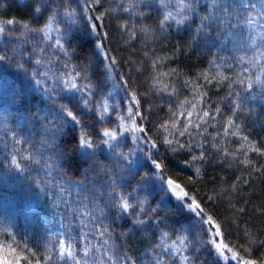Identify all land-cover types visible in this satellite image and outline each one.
Segmentation results:
<instances>
[{
  "label": "trees",
  "instance_id": "16d2710c",
  "mask_svg": "<svg viewBox=\"0 0 264 264\" xmlns=\"http://www.w3.org/2000/svg\"><path fill=\"white\" fill-rule=\"evenodd\" d=\"M133 2L136 7L130 14L119 7L121 4L127 6L128 0H102L103 7L97 6L96 11L87 13L83 11L86 0H0V26L4 28L0 32V55L8 57L0 61V204L4 205L6 212L5 218L0 222L2 247L11 260L16 257L8 245L16 248L18 254L28 255L33 259V264L35 259H41L43 264V258L47 255L44 247L47 243L44 239L46 236L40 234L41 219L36 212L40 204L46 201V195L30 179V175L35 176L37 173H19L9 165L14 147L20 148L22 154L32 150L30 143L15 145L11 132L18 131L25 136L34 131L42 132L40 124L33 120V113L54 119L57 126L62 125L63 139L69 145L81 130L99 142L102 139L98 135L100 130L116 127V113L125 114L127 90L123 86V80H127L128 87L136 91L140 109L147 117L144 123L153 139H156L158 125L170 118L169 104L178 112L177 101H184L186 97L192 99V85H186V81L203 85L205 81L201 73L211 71L215 74L220 71L230 79L213 82L203 89L210 98L208 104L212 108L220 107L222 111V115L217 117L219 123L213 122L208 127V132L213 134L208 136L210 143L205 145L209 159L203 165L200 162L189 164L186 161L191 160L192 154H199L200 149H196L195 153H189L187 149L172 152L163 145L159 147L155 158L162 162L165 177L173 179L194 196L205 212L221 224L224 235L217 238L218 242L227 244L233 251H239L243 258L264 259V244L249 245L244 236L248 232L257 241H264V169L261 168L264 165V155L253 151H247L244 155L237 151L239 138L229 137L226 143L219 142L229 151L236 152V156L221 159L217 157V149L211 144L215 131L232 116L235 123L240 125L241 134L248 136L250 143L254 142L257 147L264 148V87L254 84L248 90L246 85L232 83L241 77L250 75L254 78L259 74V64L264 63V60L252 67V63L258 58L259 41L257 45L251 44L246 25L228 28L221 23L201 30L202 17L212 11L211 0H196L193 10L186 13L182 24L170 21L163 29L160 21L168 11L175 13L177 0H165L164 5L159 0ZM36 7L41 11L35 12ZM67 7L76 9L74 20L62 15ZM109 7L116 11L105 16L103 26L98 32H94L86 17L97 15ZM257 8L259 9V0ZM54 11L60 13L57 20L64 33L63 42L69 48L70 63L87 69L89 79L80 83L90 82L94 85L93 103L89 106L83 104L81 93L57 88L50 77L47 90L43 83L38 85L35 82L36 79L43 81L44 77L35 76L34 73H41L42 68L46 67L48 74L55 73L57 69L63 70L62 64L69 60V57H65L54 46H49L54 41H46L43 34L29 32L24 27L27 23L29 28H41ZM9 19L17 23L9 25L6 23ZM125 21L129 24L127 30L121 28ZM232 23L235 24L236 21L233 20ZM145 28L148 29L147 32L142 30ZM133 32L135 35H132ZM55 35L53 33L54 37ZM100 42L103 44V51L116 58L117 63L111 68V72H114L122 84L121 93L113 87L110 69L101 56L100 47H97ZM260 50L264 51V48ZM145 52L148 53L147 56ZM241 56L246 57L244 64L238 62ZM57 57L59 63L56 62ZM157 57L164 59L153 68V60ZM248 58H251L252 63ZM37 59L42 63L36 64ZM213 61L221 65L218 70L212 67ZM243 67H247L249 71L243 73ZM172 69L176 70V74L163 77V83L174 85L175 95L170 97L168 93L152 89V77L156 72L168 73ZM237 73H240V77ZM156 87L159 88L160 85ZM102 97H108L109 104L115 106V112L106 115L104 120L99 119V112L95 107V100ZM236 103L241 105V109L233 116ZM61 105L68 106L78 116L80 124L74 125L70 118L63 116L59 109ZM62 116L63 119H60ZM64 120H68V123L65 124ZM6 132L8 135H5ZM35 139L38 143L41 136L37 135ZM181 140L183 142L184 138ZM135 147L131 139H128L123 150ZM132 159L134 164L131 170L127 167L115 169L117 184L119 190L125 193L137 189L133 193V203L136 200L146 202L143 209L135 208L129 213H121L116 208L104 209L107 218L103 220V224L112 233L109 240L111 249L118 252L121 258L126 254L136 264H158V261L161 264H180L178 256L170 255L162 247H158L160 235L168 232L170 239L167 243L171 244L177 235L187 234L189 245L184 254L189 257V264H224L222 257L218 259L213 245L208 243L209 226L202 225L199 218L188 211L184 201L177 200L160 180L141 181V176L152 169L143 153L137 151ZM245 159L250 160L251 164L241 163ZM114 163L115 157L110 150L99 145L95 157L87 159L78 156L64 163L60 175L80 180L83 179L84 170L89 169V181H99L97 173L100 169L112 168ZM34 167L29 165L30 169ZM196 167L201 168L199 177L195 176ZM39 175L45 179L52 178L46 177L44 172ZM190 177L196 182L192 183ZM104 179L107 180V177ZM242 180L245 182H241ZM138 185L141 186L138 188ZM210 195L215 199L209 200ZM107 199L105 196L100 207H104ZM152 209L156 211L153 212ZM14 240L20 243V248L13 243ZM23 244L36 252V256L32 257L30 252L23 249ZM241 245L252 247L251 254L245 253ZM225 254L230 255L227 252ZM21 264L26 262L21 261Z\"/></svg>",
  "mask_w": 264,
  "mask_h": 264
},
{
  "label": "snow or ice",
  "instance_id": "6c2138e0",
  "mask_svg": "<svg viewBox=\"0 0 264 264\" xmlns=\"http://www.w3.org/2000/svg\"><path fill=\"white\" fill-rule=\"evenodd\" d=\"M195 2L196 0H187V2L186 0H177L175 13L168 11L163 16L160 21L161 28L163 29L170 21L182 24L186 19V13L193 10V4ZM159 3L164 5L165 0H159ZM97 6L103 7L102 0H86L83 11L85 13L96 11ZM119 7L123 12L131 14L136 4L133 0H128L127 6L121 4ZM211 9L212 11L209 15L202 17L201 30L209 28L212 24L219 26L223 23L228 28L246 25L249 30L251 44L257 45L259 41V45L257 46L258 58L255 63H252L251 58H248L249 62L252 63V67H256L260 60H264V51L260 50L264 48V0H259V9L257 8V0H211ZM34 11L40 12L41 9L36 7ZM114 11L116 9L109 7L97 15H88L86 18L90 22L91 29L94 32H98L99 28L103 26L105 16ZM58 15H60L58 11L52 12L44 25L39 29L29 28L27 23L24 24V27L29 32L43 34L46 41H54V44H50L49 46H54L65 57H69V60L62 64L63 70L57 69L53 75L54 84L62 90L81 93L83 104L89 106L93 103L94 85L90 82L86 84L80 83L82 80L89 79L88 72L86 67L72 65L70 63L69 48L63 42L64 33L59 27ZM62 15L74 20L77 15L76 9L71 7L64 8ZM233 20L236 21L235 24L232 23ZM6 23L11 25L17 23V21L9 19ZM121 28L127 30L129 28L128 22L125 21L122 23ZM142 30L145 32L148 31L147 28ZM3 31L4 28L0 26V32ZM53 33L56 34L55 37ZM132 35H135V32ZM229 36H231V33H229ZM97 47L102 48V42L98 43ZM104 55L110 61L106 67L111 69L117 63L116 58L110 56L108 53H104ZM147 55L148 53L145 52V56ZM5 59H8V57L0 55V61ZM162 59L164 58L157 57L153 60L152 67L156 68ZM245 60V56L238 58L240 64H244ZM35 62L38 65L42 63L40 59H37ZM56 62H60L59 57H57ZM19 67L22 68L23 65H19ZM212 67L218 70L221 65L215 64V61H213ZM248 71L247 67L242 68L243 73H247ZM175 74V69L170 70L168 73L156 72L152 77V89L161 93H168L170 97L174 96L176 92L175 86L163 83V77ZM34 75L44 77L43 81L36 79L35 82L38 85L43 83L47 90L48 71L44 73L37 72ZM201 75L205 81L203 85L186 81V85H192L191 91L194 95L191 100L186 97L184 101H177L179 106L178 112L172 104H169L170 118L158 125L156 139H153L150 130L144 123L147 117L140 109V100L136 91L128 87V81L123 80V77L121 79L123 80V86L126 88V94L128 96L125 114L116 113L118 121L116 127L102 128L100 130L98 135L102 139L99 142L81 130L80 134L75 136L71 145H69L63 139V126H57L54 119H49L47 116L40 117L38 113H33L32 117L33 120L40 124L42 132L34 131L27 136L22 135L18 131L11 132L15 145L30 143L32 150H26L27 154H22L20 148L14 147L9 159L10 167L19 173L30 174L32 171H35L37 175H30L32 183L44 195L49 197L51 206L59 210L58 214L62 216V219L68 221V225H62L65 228L64 233H50L44 238L47 241L44 245L47 255L43 258V264H136V261L126 254L121 258L118 252L107 248L109 240L112 238V233L103 224V220L107 218L104 211L105 208H116L121 213H129L135 208L143 209L145 200H136L133 203V193L137 189H133L132 192L127 193L119 190L115 171V169L123 167L131 170L134 164L132 158L136 155L137 151L143 153L147 162H150L152 166L150 172H145L141 176V181L144 182L150 179L160 180L166 186L168 192L184 201L185 207L189 212L199 218L202 225L209 226L207 229L210 236L208 243L213 245L218 259L222 257L224 264H230V262H235V264H264V259L243 258L239 251H233L227 244L218 242L217 238H222L224 235L221 224L217 223L211 215L205 212L201 203L194 196L188 191H185L173 179L165 177L162 162L155 158L158 155L159 147L163 145L172 152L187 149L189 153H195L196 149H200L199 154H192L191 160L186 161L189 164L200 162L203 165L209 159L205 145L210 143L208 136L213 134L208 132V127L212 126L213 122L219 123L217 117L222 115V111L220 107L212 108L208 104L210 98L208 97L207 91L203 89L213 82L219 83L221 80H228L230 78L220 71H217L215 74H212L211 71L203 72ZM262 75H264V63L259 64V74L254 78L249 75L234 80L232 83L246 85L248 90H251L254 84L264 87ZM237 76L240 77V73H237ZM157 85H160V87L157 88ZM229 87H231V84ZM95 107L99 112L100 120H104L106 115L115 112V106L109 104L108 97L95 100ZM60 108L63 116L70 118L74 125L80 124L78 116L68 106L61 105ZM240 109L241 105L236 103L232 115L235 116L237 110ZM63 116L60 119H63ZM64 123H68V120H64ZM5 135H8V133L6 132ZM37 135L41 136L38 143L35 139ZM229 137L239 138V148L237 151L242 152L244 155H246L247 151L259 152L261 155H264V148L257 147L254 142L250 143L248 136L241 134L240 125L235 123L232 116H229L220 125V128L215 131V135L211 141L212 147L217 149V157L223 159L228 156H236V152L229 151L219 142L223 141L226 143ZM181 138H184L183 142ZM128 139H131L136 147L128 148L127 151H124L123 145ZM99 145L105 146L115 157V163L112 168L102 167L100 172L97 173V176L100 177L99 181H89V169L84 170L83 179L80 180H71L66 175H60V170L64 166V163L74 160L78 156L92 159L96 156V149ZM58 149L59 151H57ZM46 153H51V155H46ZM221 153H223V156H221ZM86 162L87 160H85ZM241 163L250 165L251 161L245 159ZM29 165H34L35 167L30 169ZM261 168L264 169V165ZM40 172H44L46 177H52L53 179L41 177L39 175ZM54 173L55 176H53ZM200 174L201 168L196 167L195 176L199 177ZM105 176L107 180L104 179ZM189 179L192 183L196 182L193 177ZM238 179L240 178L238 177ZM241 182L245 181L242 180ZM97 183H99V187H97ZM140 186L138 185L137 187L139 188ZM105 196L108 199L104 202V207L102 208L100 207V202L104 201ZM208 199L214 200L215 197L210 195ZM152 211L155 212L156 210L152 209ZM240 211H243V209ZM137 222L143 223V221ZM74 230L76 232L75 236H73ZM4 231L7 233V229ZM65 234L67 238H65ZM96 235L101 238L102 242L93 244L90 238H94ZM53 236L56 237L55 242L52 241ZM105 236L108 239H103ZM244 236L247 238L246 243L249 245L256 243L264 244V241H257L248 232H245ZM169 239L170 234L168 232H162L158 247H162L170 255L178 256L180 264H189V257L184 254L189 245L188 235H177L171 244L167 243ZM13 243L16 244L17 248L21 247L19 242L14 240ZM8 248L16 258L14 260L5 259L3 264H21V261H25L26 264H33V259H30L28 255L18 254L17 249L11 248V245H8ZM23 249L30 252L32 257L36 256V252L29 249L27 244H23ZM241 249L247 254H251L252 252V247L250 246L245 247L241 245ZM101 252L102 257L98 255ZM226 252L230 253V255L225 254ZM34 264H42L41 259H35ZM158 264H161V262L158 261Z\"/></svg>",
  "mask_w": 264,
  "mask_h": 264
},
{
  "label": "rangeland",
  "instance_id": "374dc122",
  "mask_svg": "<svg viewBox=\"0 0 264 264\" xmlns=\"http://www.w3.org/2000/svg\"><path fill=\"white\" fill-rule=\"evenodd\" d=\"M100 53H101V56L103 57L105 63H107V65H108L110 63V61L105 58L104 53H106V52L103 51L102 48H100ZM45 71H48L47 67L44 68V69L42 68L41 73H44ZM111 71L112 70L110 69V73L111 74L109 76L113 80V87H114V85H116L114 87V89H116L118 91V93L123 92V87H122L121 82L118 80V78H116V76L114 75V72H111ZM54 74L55 73H53V72H49V74H48V77H50V79L52 80L53 83H54V81H53V75ZM57 88H59V87H57ZM59 89H61V88H59ZM127 103H128V96H127ZM59 109H60V112H61V108H59ZM50 179H53V178H50ZM173 196L178 200V198L174 194H173ZM40 205L41 206L36 211L38 216H39V218L41 219V221L39 222L41 224L40 227H39L40 234L42 233L45 236H48L50 233H64L65 232V228L62 227V225H68V221L67 220H63L62 216L60 214H58L59 210L58 209H54L51 206V201H50L49 197L46 196V201L43 202ZM5 213L6 212L4 211V205L0 204V222L3 221V218H5L4 217ZM75 235H76V232L74 230L73 231V236H75ZM65 238H67L66 234H65ZM90 239H91V243H93V244H97V243H101L102 242L101 238L98 235H96L94 238H90ZM103 239H108V237L105 236ZM55 240H56V237L53 236L52 237V241L55 242ZM107 248L111 249L110 242H109ZM102 252H103V250H102ZM102 252H101V254H98L101 257H102ZM5 259L11 260L10 259V255L7 254L5 252V250H4V248L2 247V242L0 240V264H3V261Z\"/></svg>",
  "mask_w": 264,
  "mask_h": 264
}]
</instances>
